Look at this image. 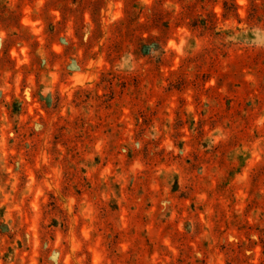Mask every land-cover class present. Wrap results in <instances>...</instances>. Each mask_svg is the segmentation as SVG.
<instances>
[{
  "label": "rangeland",
  "instance_id": "obj_1",
  "mask_svg": "<svg viewBox=\"0 0 264 264\" xmlns=\"http://www.w3.org/2000/svg\"><path fill=\"white\" fill-rule=\"evenodd\" d=\"M0 264H264V0H0Z\"/></svg>",
  "mask_w": 264,
  "mask_h": 264
}]
</instances>
